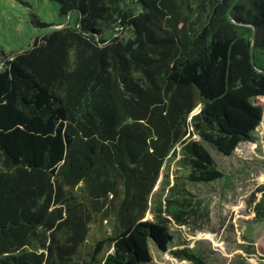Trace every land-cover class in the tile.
<instances>
[{
	"label": "trees",
	"instance_id": "16d2710c",
	"mask_svg": "<svg viewBox=\"0 0 264 264\" xmlns=\"http://www.w3.org/2000/svg\"><path fill=\"white\" fill-rule=\"evenodd\" d=\"M51 1L66 21L0 63V264H147L152 245L210 264L171 248L190 191L154 187L173 163L231 177L218 161L262 119L264 0Z\"/></svg>",
	"mask_w": 264,
	"mask_h": 264
},
{
	"label": "rangeland",
	"instance_id": "374dc122",
	"mask_svg": "<svg viewBox=\"0 0 264 264\" xmlns=\"http://www.w3.org/2000/svg\"><path fill=\"white\" fill-rule=\"evenodd\" d=\"M31 13L48 26L38 27ZM74 18L75 13L71 12V23ZM64 21L66 15L60 14L57 3L51 0H0V63L10 54L28 48L35 37L59 27L52 23ZM256 102L262 106L263 113L254 137L239 143L233 154L218 161L231 175L229 180L221 178L193 185L189 183L187 168L178 163L162 170L154 187L155 202L172 198L173 182H177V188L186 187L194 201L185 225H178L168 217L174 236L172 249L179 244L194 247L207 256L210 264H264V97ZM176 150L180 151L177 157H182L180 146ZM209 150L216 159L220 158ZM152 217L151 213L146 214V218ZM97 237L92 224L84 248ZM151 253L152 259L147 264H190L173 256L169 249L159 251L152 245Z\"/></svg>",
	"mask_w": 264,
	"mask_h": 264
}]
</instances>
